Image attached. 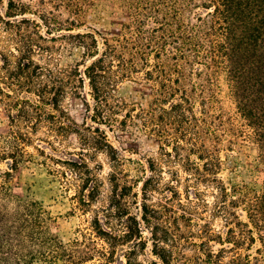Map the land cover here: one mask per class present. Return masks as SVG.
<instances>
[{
    "label": "trees",
    "instance_id": "1",
    "mask_svg": "<svg viewBox=\"0 0 264 264\" xmlns=\"http://www.w3.org/2000/svg\"><path fill=\"white\" fill-rule=\"evenodd\" d=\"M111 1L123 18L116 32L103 33L73 32L96 0H50L55 11L39 15L50 37L25 17L28 6L14 0L4 12L0 6V31L13 33L18 54L0 45V109L10 121L0 135V163L10 168L6 178L32 161L27 147L42 127L59 138L76 134L111 164L109 194L97 205L104 181L86 162L53 159L80 176L75 208L93 213L69 241L52 229L55 218L42 201L15 196L0 183V264H264L262 249L255 256L248 252L255 231L264 228V183L256 191L221 176L222 153L247 138L264 166V0ZM54 30L71 33L54 36ZM34 35L81 48V62L52 67L36 61L35 47H51L38 45ZM222 71L240 126L219 108ZM138 78L150 85L146 107L115 94L120 83ZM68 93L82 101V122L62 104ZM136 121L157 143L158 159L137 161L142 173L133 176L125 168L131 159L119 155L101 126ZM37 140L56 150L49 139ZM34 148L53 158L41 145ZM149 245L153 258L141 259Z\"/></svg>",
    "mask_w": 264,
    "mask_h": 264
},
{
    "label": "rangeland",
    "instance_id": "2",
    "mask_svg": "<svg viewBox=\"0 0 264 264\" xmlns=\"http://www.w3.org/2000/svg\"><path fill=\"white\" fill-rule=\"evenodd\" d=\"M17 3L29 7V12L25 17L40 23L39 32L44 36L50 37L46 33L47 27L41 23L40 14H49V11H55L50 0H14ZM8 0H2L0 6L4 12L7 8ZM50 15V14H49ZM68 14L63 12V17ZM121 12L116 9L111 0H96L94 5L86 13L84 17V25L77 31H91L97 29L103 33L116 32L122 21ZM31 27L33 23L29 24ZM33 29V28H32ZM54 36L71 33L67 30L52 31ZM12 32L0 31V45L9 52L13 51L17 54V40H15ZM38 45L51 47L50 51L40 50L39 46L35 47L33 57L36 61L54 66H76L82 60V49L73 45H69L67 41L57 39L55 41H42L34 35ZM14 59V58H13ZM83 68V67H81ZM217 91L220 99L219 108L228 114L237 118V124L240 126L243 123L241 117L237 113L236 104L232 97V92L229 88L227 76L225 72L219 73L217 77ZM88 84L86 83L83 94L89 99ZM118 98L128 102H134L138 106L146 107L151 101L150 85L142 78L125 80L120 83L115 91ZM62 104L65 108L79 120L83 121L86 117V112L82 106L81 99L66 94L62 98ZM89 121V119H88ZM91 123V121H89ZM105 129L110 143L117 149L120 156L131 159L126 162L125 168L131 171L133 176L141 174V168H138L137 161L145 164L146 158L152 157L158 159V145L149 138L144 132L140 124L136 121L130 123L126 127H115ZM10 130V121L6 111L0 109V135L6 134ZM247 132L248 129H246ZM38 137L49 139L56 150H54L46 142L37 140ZM33 145L27 149L31 152L32 161L22 163L19 169L13 173L10 178H6L5 172L10 170L8 163H0V183H5L15 196H20L24 199H32L42 201L45 207L51 212L55 221L52 223V229L56 231L64 241H69L76 236H79V231L84 230L90 220L91 214L85 215L82 211L75 208L74 195L78 190V186L82 183L80 176L72 172L64 163L53 161L54 158L62 161H77L86 162L92 172L96 173L103 181L102 200L97 205L105 204L106 197L109 194L108 174L111 170L110 159L105 152L94 149L82 143L76 134H70L67 137L59 138V136L49 133L45 127L40 128L37 135H33ZM34 145H41L45 154L52 156L48 159L36 151ZM224 159L223 170L221 176L226 182L239 185H248L256 191H260L264 183V166L259 160L256 145L247 138L241 140L235 146L233 151L228 153L223 152ZM46 161V162H45ZM44 162V164L42 163ZM63 174V176H62ZM168 178V174L165 175ZM182 176L185 174L182 172ZM69 180L71 182H69ZM185 187V182L181 186V190ZM203 189V187L201 188ZM205 197L208 201H212L211 192L206 193ZM244 218V217H243ZM222 221H215L216 228H220ZM264 235V228L261 231L256 230V243L248 251L253 256L257 255V249H262V257L264 259V247L260 241V234ZM150 245L146 251V255H142L141 259L153 258L150 251ZM247 252V250H243ZM34 264H45L35 262ZM87 264H100V261L95 260Z\"/></svg>",
    "mask_w": 264,
    "mask_h": 264
}]
</instances>
